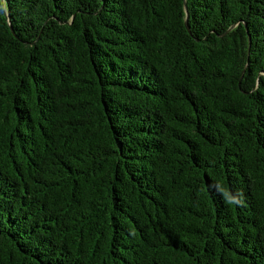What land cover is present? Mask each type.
<instances>
[{"label":"trees","instance_id":"trees-1","mask_svg":"<svg viewBox=\"0 0 264 264\" xmlns=\"http://www.w3.org/2000/svg\"><path fill=\"white\" fill-rule=\"evenodd\" d=\"M0 264H264V0H0Z\"/></svg>","mask_w":264,"mask_h":264}]
</instances>
